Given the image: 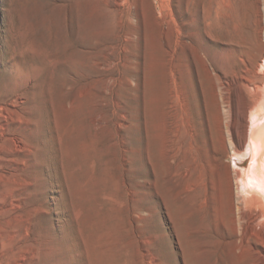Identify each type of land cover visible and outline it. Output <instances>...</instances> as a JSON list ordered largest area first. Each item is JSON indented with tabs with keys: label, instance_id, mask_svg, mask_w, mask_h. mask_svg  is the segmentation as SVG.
<instances>
[{
	"label": "rangeland",
	"instance_id": "1",
	"mask_svg": "<svg viewBox=\"0 0 264 264\" xmlns=\"http://www.w3.org/2000/svg\"><path fill=\"white\" fill-rule=\"evenodd\" d=\"M227 1L0 0V264H264L207 55L260 59L264 0Z\"/></svg>",
	"mask_w": 264,
	"mask_h": 264
},
{
	"label": "bare ground",
	"instance_id": "2",
	"mask_svg": "<svg viewBox=\"0 0 264 264\" xmlns=\"http://www.w3.org/2000/svg\"><path fill=\"white\" fill-rule=\"evenodd\" d=\"M215 3L216 16L214 19L218 25L221 17L228 18L231 9L227 0H215ZM216 51L214 54L207 53L208 60H210L212 65L226 68L227 71L225 72L231 76L229 80L227 79V83L224 82V77H219L217 75L216 78L218 79L220 87L227 93H224L226 94L225 97L223 96L224 102L228 103V109L226 108L228 122L226 124L233 144V153L238 157V160L235 161V166L230 169L232 172L228 176L229 179L233 176L234 182L232 183H235V185L233 184L235 187H233L235 189L234 195H231L234 197V200H232V202L234 201V206H232L234 209L232 210L235 211L236 218L230 221L234 222L233 220L237 219L243 223L242 240L252 243L253 246L255 245L259 250L257 253L260 254V261L262 260L264 262V52L260 56L261 58L257 59V61H253L252 66H250L246 62H228L222 57H228L236 51H238L239 54H246L249 51L248 46H244L242 50L226 48L223 49L221 54H217ZM229 52L230 54L227 55ZM208 60L202 59V62L207 63L205 68L211 73ZM232 86L238 88V103L236 106H234L235 103H233L232 98L230 102L229 97L231 96L229 95L231 94L227 92L231 90L230 88ZM224 94H221V97ZM187 143L188 142L184 144ZM191 145L192 144H190V146ZM195 146L192 147V149H194ZM197 151L198 150H196V152ZM190 155L193 156L192 152ZM189 157L188 159H190ZM229 181H231V179ZM229 184L232 185L231 182H229ZM232 191L229 190V193H232ZM233 225L235 226V224ZM235 227L237 228V226Z\"/></svg>",
	"mask_w": 264,
	"mask_h": 264
}]
</instances>
